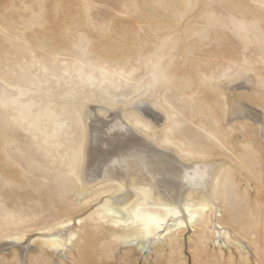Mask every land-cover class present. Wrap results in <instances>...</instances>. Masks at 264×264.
I'll use <instances>...</instances> for the list:
<instances>
[{
  "label": "rangeland",
  "instance_id": "obj_1",
  "mask_svg": "<svg viewBox=\"0 0 264 264\" xmlns=\"http://www.w3.org/2000/svg\"><path fill=\"white\" fill-rule=\"evenodd\" d=\"M257 65L264 67V0H0V245L16 228L34 229L68 211L47 197H59L52 185L74 175L78 118L68 133L55 132L56 114H37L41 102L54 94L79 104L110 83L131 92L151 74L160 82L156 95L173 113L172 139L217 151L215 144L236 163L228 167V193L219 203L225 223L243 233L251 252L212 241L194 248L187 230L182 246L158 245L135 255L134 264H264V226L252 228L264 216V139L253 121L234 124L221 108L213 111L217 84H237ZM190 125L201 134L193 135ZM233 128L243 136L241 157L235 145L227 148ZM71 185L65 197L79 216L89 209L76 212L83 196L77 182ZM233 212L250 224H240ZM36 253H29L28 264H47ZM19 254L15 246L0 250V264H19ZM126 254L134 253L121 248L112 261ZM63 264H71V256Z\"/></svg>",
  "mask_w": 264,
  "mask_h": 264
},
{
  "label": "bare ground",
  "instance_id": "obj_2",
  "mask_svg": "<svg viewBox=\"0 0 264 264\" xmlns=\"http://www.w3.org/2000/svg\"><path fill=\"white\" fill-rule=\"evenodd\" d=\"M247 70L237 84H217L219 100L213 111L221 108L224 120L234 124L238 120L253 121L264 139V67L249 66ZM159 86L160 82L149 74L131 92L110 83L97 88L96 93L81 91L86 101L79 104L57 99L54 94L41 102L37 114L50 117L55 113V132L68 133L64 130L78 118L79 133L72 146L74 175L60 177L52 185V192L59 197H47L68 211L34 229L16 228L3 235L10 241L0 245V250L18 247L19 264H28L31 251L47 264H63L69 256L71 264H134L135 255L144 256L158 245L171 251L182 246L187 230L193 231L189 241L194 248L212 241L222 247L236 243L251 250V242L243 233L225 223L219 203L227 197L228 167L236 163L215 144L217 151L174 141L170 133L177 127L171 125L174 119L170 108L156 95ZM133 92L136 97L125 104ZM189 131L201 134L191 125ZM231 131L227 148L232 149L233 144L235 155H243V136L238 128ZM193 135L192 143L197 142ZM246 156L252 166L256 164L248 152ZM72 181L77 182V192L83 196L76 212L89 209L79 216L73 215L65 197L73 190ZM233 218L244 226L250 224L242 217L236 219L234 212ZM263 226L262 215L252 228ZM33 231L37 232L33 235ZM97 246L99 249H95ZM121 248L134 254L113 262ZM47 255L54 262L48 261Z\"/></svg>",
  "mask_w": 264,
  "mask_h": 264
}]
</instances>
